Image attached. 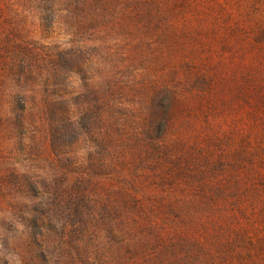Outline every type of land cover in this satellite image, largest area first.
<instances>
[{"label":"rangeland","instance_id":"obj_1","mask_svg":"<svg viewBox=\"0 0 264 264\" xmlns=\"http://www.w3.org/2000/svg\"><path fill=\"white\" fill-rule=\"evenodd\" d=\"M91 1L46 29L30 14L29 0H0V175L14 170L33 177L40 194L57 186L68 195L76 179L61 166L71 174L84 165L91 183L81 191L99 204L91 210L98 233L127 213L122 203L137 218L139 203L156 232L133 228L124 247L95 238L96 249L113 254L110 264H144L126 255L143 244L146 255L161 254L148 264H264V0H105L96 28L89 9L98 11L102 0ZM74 8L61 0L60 9ZM81 40L97 60L50 94L49 65L39 59L50 45ZM85 76L94 77L99 104L109 107L114 150L101 154L84 138L73 147L78 161L61 164L40 108L55 95L83 92ZM166 88L175 100L159 139L141 124L149 99ZM18 187L0 179L3 247V228L22 233L33 203Z\"/></svg>","mask_w":264,"mask_h":264},{"label":"trees","instance_id":"obj_2","mask_svg":"<svg viewBox=\"0 0 264 264\" xmlns=\"http://www.w3.org/2000/svg\"><path fill=\"white\" fill-rule=\"evenodd\" d=\"M82 1L83 3L86 2V0H69L70 5L75 8L62 10L60 9L61 0H29L32 9L30 14L36 18L40 27L50 29L58 24L63 14L68 15L67 18L78 16V9ZM97 1L99 0L91 2ZM105 4V0H102L101 8L98 11L89 9L93 18L92 21L97 23L95 28L99 25L101 17L105 16L104 12H101ZM58 7L59 10H57ZM87 45V42L83 40L66 41L55 46L50 45L47 52L48 56H41L39 59L41 64L43 66L49 65L48 72H50L51 77H46L48 79L45 83L49 86L53 85L50 94L52 92L58 94V92L65 90V82L68 79L77 74L81 75L83 66H91L88 63L97 60L94 59V55L91 58L90 52L93 51V48ZM42 53L44 54V52ZM82 81L83 87L86 88L83 92L71 99H67L64 95H55V99L48 98L47 103L44 102L43 107L40 108L51 153L57 162L69 163L71 166L73 165L72 162L78 161L80 156L76 154L73 147L84 138L95 143L101 154L113 153L114 150L110 122L108 124L106 121L111 117L105 118L104 116L105 106L106 108L109 107L104 103L99 104L102 99L95 89L94 77L85 76ZM174 100L170 88L160 92L156 91L149 99V108L145 115L146 120L141 124L147 135L153 133L159 139L166 136L170 122L167 120L170 119ZM22 110L24 112V107ZM24 117L25 114H20L22 120ZM14 122L17 123L18 121ZM7 128L6 132L13 131L12 121L9 122ZM90 152H92L91 149ZM80 158L84 160V158ZM124 160L122 158L119 163L123 164ZM88 162L91 164L94 162L93 155L88 159ZM81 166L84 165L79 164L77 168L76 166L72 167L71 174L66 172L65 166H61L67 176L76 179L71 188L73 190H70L68 195L64 194L61 188L57 186L48 190L49 193L46 195L40 194L38 193L40 187L33 177L25 174L19 175L14 170L6 177L0 175V179L14 181L15 185L21 187L22 195L26 199H30L32 196L36 200L31 197L30 200L33 203L30 204L29 210L24 211L22 233H6L11 230H5L2 226L6 238L1 241L6 243V246L0 245V264H105L107 262L110 264L114 260L113 254L96 249L98 247L94 245L95 238L104 240L107 244L117 239L118 243L124 247L132 244L133 228L135 230L149 228V230L155 231L153 228L156 224L152 223L148 219L149 216L143 213L144 208L138 205L139 203H136L137 218L131 217L127 203H122L121 206H125L127 213H120L119 221L113 228L109 225L107 230L98 233V219L92 215L91 210H96L99 204H96L97 202L89 194L88 189H84L85 192L81 191L84 183H91L88 173L80 171ZM246 172V174L252 173V176L255 177L260 176L253 170ZM76 187L79 192H76ZM94 204H96L95 207ZM252 208L257 215L261 213L260 207L258 209ZM53 214L55 215L52 218ZM150 223L152 224L150 225ZM173 237H177V235ZM158 239H161L160 235ZM148 242L149 245L152 244L151 241ZM8 244H12L13 247L9 248ZM144 246L147 245L135 247L126 252V255L129 256V254L134 253L139 256L136 259L144 264L152 263L154 258L161 257L159 252H154L150 256L146 255V252L151 251H148L147 247L143 249ZM136 248H139L138 252H134Z\"/></svg>","mask_w":264,"mask_h":264}]
</instances>
